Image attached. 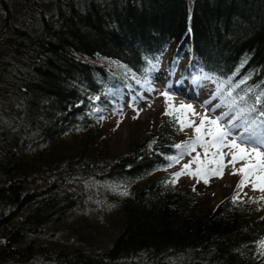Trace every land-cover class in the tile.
Instances as JSON below:
<instances>
[{
    "label": "trees",
    "instance_id": "trees-1",
    "mask_svg": "<svg viewBox=\"0 0 264 264\" xmlns=\"http://www.w3.org/2000/svg\"><path fill=\"white\" fill-rule=\"evenodd\" d=\"M0 16V264H264V201L171 182L173 117L119 154L99 124L153 65L223 79L257 119L264 0H0Z\"/></svg>",
    "mask_w": 264,
    "mask_h": 264
},
{
    "label": "snow or ice",
    "instance_id": "snow-or-ice-1",
    "mask_svg": "<svg viewBox=\"0 0 264 264\" xmlns=\"http://www.w3.org/2000/svg\"><path fill=\"white\" fill-rule=\"evenodd\" d=\"M204 78L213 79L209 76ZM196 79L199 80L200 78L197 77ZM243 82L241 81V83ZM221 90L222 86H218L215 95L211 98L220 97L221 99V103L214 105L211 111L215 112L217 108L221 107H226L227 111L216 116L208 114L207 105L211 103V99L205 101L204 112L198 113L191 104L181 103L178 108L175 107L171 103L173 97L169 92L161 93L166 98L164 114L173 117L174 123L178 125V131L192 130V135L187 140L173 145L178 150V154L168 157V159L179 163L184 155H191L192 152H196L197 147L203 149V159H201V153L196 152L189 163L184 164L180 171L173 173L171 182L175 183L183 175H190L197 178V182L203 180L204 183H208L211 176L222 178L224 169L231 166L233 175H241L237 184V192L232 197L233 202H237L239 201L240 190L245 185L250 184L254 191L259 190L264 193V151H262L264 149V120L259 119V117H264V111L258 113L257 119H250V114L257 112L256 107L253 105L239 108L238 102L234 98L225 99L221 97ZM231 96L232 93L229 91L227 97ZM240 99L244 100L245 98L240 97ZM255 101L257 104L261 103V97L257 96ZM185 113L195 119H181ZM245 113L249 115L246 116ZM228 157L230 159H226ZM238 162L243 163L239 168H236ZM193 164L197 165L194 170L192 169ZM123 194L127 195L128 193L125 191ZM260 201H264V195H261L258 200L252 198L254 203ZM260 250L261 254L264 255V241L260 243Z\"/></svg>",
    "mask_w": 264,
    "mask_h": 264
},
{
    "label": "rangeland",
    "instance_id": "rangeland-1",
    "mask_svg": "<svg viewBox=\"0 0 264 264\" xmlns=\"http://www.w3.org/2000/svg\"><path fill=\"white\" fill-rule=\"evenodd\" d=\"M1 27L2 17L0 16V34L2 33ZM178 76L179 75L176 74L173 79L172 77H169L164 70L162 72L158 71L151 81L141 84L143 91L140 95L136 96L135 94H129L126 93L125 90L122 93L123 99L118 100L115 107L104 109L102 120L99 121V124L103 126L104 134L111 137L110 152L112 154L124 152L132 138L140 136L145 131L153 130L156 127L161 120V115L166 111V98L161 95L162 92H169L173 97L171 103L175 107L178 108L181 103L191 104L194 106L196 112L203 113L205 101L210 100L212 96L215 95L217 87L224 83L223 79L211 75H209V77L213 78L211 80L198 76L200 78L199 80L202 81V84L199 86L200 88L197 89L195 85L190 88L188 85L189 81L184 80L183 82H180L181 78L178 79ZM111 92L113 91L111 90ZM221 97L231 99L230 97H227V93H223L222 91ZM219 103H221L220 97L211 99V103L207 105L209 109L208 114L210 116L220 115L222 112L227 111L226 107H221L217 108L215 112H212V107ZM181 119L195 118L185 113V115L181 116ZM198 122L199 121L197 120V123ZM222 123H224V121H222ZM191 135L192 130L186 129L176 137L177 143L187 140ZM262 151H264V149H262ZM196 152H200L201 159H203V149L197 147ZM196 152H192L191 155H184L179 163L172 161L170 166L165 169V172H170L171 175H173V173L180 171L184 164L191 161L192 157L196 155ZM226 159H230V157ZM241 163L243 162H238L236 168H239ZM196 167V164L192 165L193 170ZM232 171L233 169L229 166L224 169L222 178L211 176L209 177L208 183H204L203 180L197 182V178L190 175H183L179 177L175 184L183 189H188L194 192L198 196L211 197L213 202H217L223 197L224 193L230 191L237 192V184L241 179V175H233ZM261 195H264V193L259 190L254 191L250 184L245 185L243 189L240 190V198L245 200H252V198L259 199ZM105 210H107L108 213H106ZM105 210L100 211V213L102 212L101 214L103 216L105 213V215H107L106 220L108 221L105 224V233H102V235L97 238L99 242H105L108 239L109 233L107 232L110 230L108 227L110 226L111 221H114L118 216V209L116 207L109 206ZM97 240L95 241L97 242ZM5 264L15 263L9 261Z\"/></svg>",
    "mask_w": 264,
    "mask_h": 264
}]
</instances>
